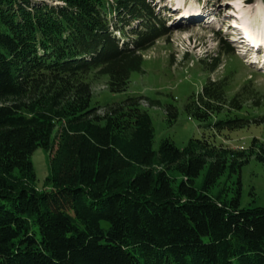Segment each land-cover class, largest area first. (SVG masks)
<instances>
[{
  "label": "trees",
  "instance_id": "16d2710c",
  "mask_svg": "<svg viewBox=\"0 0 264 264\" xmlns=\"http://www.w3.org/2000/svg\"><path fill=\"white\" fill-rule=\"evenodd\" d=\"M153 2L0 0V264H264V207L240 206L241 168L264 162L263 142L203 134L182 147L163 137L155 150L143 106L159 101L92 103L91 70L124 93L141 52L168 40ZM221 52L233 53L220 39ZM228 80L209 78L184 105L213 135L245 127L236 111L264 98L247 81L228 100ZM163 109L177 118L174 104ZM55 144L39 189L30 156Z\"/></svg>",
  "mask_w": 264,
  "mask_h": 264
},
{
  "label": "rangeland",
  "instance_id": "374dc122",
  "mask_svg": "<svg viewBox=\"0 0 264 264\" xmlns=\"http://www.w3.org/2000/svg\"><path fill=\"white\" fill-rule=\"evenodd\" d=\"M153 1L169 18L167 23H170L172 30L167 37L168 40L166 37H161L154 45L141 52L142 70L131 73L124 93L110 92L105 87L108 76L99 75L96 70H91L85 79L92 87V103L98 102L101 105L112 103L126 95H141L159 101V105L143 106L151 117L155 150L163 137L171 138L178 147H182L190 137H201L203 134L209 135L215 143H225L231 147L247 148L253 138L264 143V121H252L264 114V98L258 106H254L252 99L247 100L242 109L236 111L240 115H247L250 119L249 124L235 130H222L215 135L212 134V130L200 126V122L184 110L188 97L192 93H198L209 78L221 79L229 76L225 86V95L228 100L247 81L252 82L258 96H264V64L261 63L264 57L262 58L260 51L262 49L264 53V48L255 50L251 48L250 44L259 43H246L241 37L243 28L234 26L239 22V24L245 22L246 27L248 26V29L250 27V32L255 31L257 34L264 32V1ZM242 14L244 19L241 18L240 21L238 16ZM220 39L223 44H227L232 49V54L218 53ZM262 39L264 40V34ZM215 56H218L221 61L219 68L215 71L204 69L198 62L200 59L210 62ZM166 103L177 107V118L172 122L167 120L163 109ZM50 149L38 147L30 156L36 177L35 185L39 189L43 187L44 179L50 172V159L56 144ZM240 178V206L264 207V162L251 157L241 168ZM223 179L224 176L219 178L213 191L220 187ZM235 179L236 177L233 176L232 181ZM197 180H200V176ZM251 190L254 191V195L250 194ZM228 195H231L230 191ZM103 225H105L104 222Z\"/></svg>",
  "mask_w": 264,
  "mask_h": 264
},
{
  "label": "bare ground",
  "instance_id": "6f19581e",
  "mask_svg": "<svg viewBox=\"0 0 264 264\" xmlns=\"http://www.w3.org/2000/svg\"><path fill=\"white\" fill-rule=\"evenodd\" d=\"M239 10H241V9L239 8ZM237 15H238V14H237ZM243 16H244L243 14L238 16L239 19H240V21H241V18H243ZM243 19H244V18H243ZM239 23H240V22H239ZM239 23H237V24H239ZM241 24H242V25H241ZM241 24H239V25L243 28V30H245V31L247 30V33H249L248 30H250V27H249V29H248V28H247L248 26L246 27L245 22H243V23H241ZM250 31H251V30H250ZM261 34L263 35L264 32H261L260 35H261ZM250 47L252 48L253 46H250ZM253 48H254V47H253ZM249 51H250V50H249Z\"/></svg>",
  "mask_w": 264,
  "mask_h": 264
},
{
  "label": "built area",
  "instance_id": "2783aa9c",
  "mask_svg": "<svg viewBox=\"0 0 264 264\" xmlns=\"http://www.w3.org/2000/svg\"><path fill=\"white\" fill-rule=\"evenodd\" d=\"M143 105H146V103H143Z\"/></svg>",
  "mask_w": 264,
  "mask_h": 264
}]
</instances>
